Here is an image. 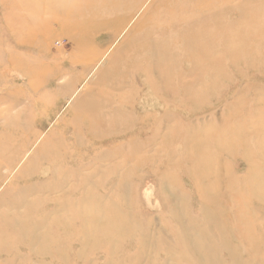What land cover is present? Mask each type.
<instances>
[{
	"label": "rangeland",
	"instance_id": "rangeland-1",
	"mask_svg": "<svg viewBox=\"0 0 264 264\" xmlns=\"http://www.w3.org/2000/svg\"><path fill=\"white\" fill-rule=\"evenodd\" d=\"M114 1L0 0V215L8 222L26 213L22 203L18 209L11 203L24 198L32 204L27 223L47 237L30 246L6 232L0 264H211L210 251L197 252L193 242L182 246L181 235L194 233L201 234L207 250L210 238H222L213 248L216 264H264V183L259 184L264 143L247 126L257 109L264 134V0H225L229 7L219 22L244 24L239 6L248 5L255 15V34L244 39L251 50L229 54L216 42L210 52L218 62L212 68L217 70L216 88L184 106L172 101L174 91H154L132 56L141 52V42L134 41L140 24L147 35L150 28L162 30L171 12L162 9L161 21L151 22L146 19L158 0H125V9L113 7ZM186 2L174 15L179 21L218 10L209 12L211 0L204 7L189 3L186 8ZM182 48L174 46L173 54L184 71L180 79L189 86L195 73L186 72L191 53ZM125 62L130 65L126 69L121 67ZM203 67L199 76L206 80ZM199 88L197 93H203ZM99 104L117 105L123 118L130 119L128 129L122 132L116 125L114 133L104 134L108 113L98 110ZM86 113L101 119L95 129L100 135L93 139ZM233 123L242 127L236 137H230L233 129L228 136L220 132ZM196 135L203 137L201 143L230 137L222 148H211L209 174L212 181L218 177L219 213L211 212L213 203L205 197L203 202L202 184L192 176V163L184 154L181 138ZM239 136H245L246 147L234 141ZM54 156L58 160L47 159ZM59 169L67 173L58 175ZM86 176L88 182L81 185ZM58 177L63 181L56 184ZM86 193L88 199L114 203L126 222L113 228L114 236L92 227L85 232L75 209ZM215 222L216 228H209Z\"/></svg>",
	"mask_w": 264,
	"mask_h": 264
},
{
	"label": "bare ground",
	"instance_id": "bare-ground-1",
	"mask_svg": "<svg viewBox=\"0 0 264 264\" xmlns=\"http://www.w3.org/2000/svg\"><path fill=\"white\" fill-rule=\"evenodd\" d=\"M183 1L186 2V0H158L155 1L154 4L156 5V8L152 10V12L148 15L147 14L143 17H147V21L151 22H160L161 17L160 13L161 10H169L170 18L167 19V25L165 28H162V30L157 31V29L150 28V34L147 35L146 29H142L143 26L140 24L141 29L140 32L134 37V41L138 44L139 41L141 44L138 46V49L141 50V52H134L133 61L139 65L136 66V69H143L142 71L145 72L147 81L152 84L153 90L159 94L163 93H170L171 91L175 92L172 101L180 106H184V101H189L192 104H196L198 101L202 100L209 94H212L214 89V85H216L217 80V70H212L217 68L218 62L216 59H211V53L215 49V43L220 42L223 43L225 46H222V50L226 53L232 54L235 52H238V50H243L245 52H249L250 50L247 48L248 46L244 42V39L254 35L255 30L253 29V20H254V14H251L248 5L246 6H239V12H240V18L244 20V24L231 26L226 25L224 23L219 22L217 19L219 16H221L225 10H228V2H225V0H211L208 4H213L214 6L209 10V12L213 9H218L215 14L213 12H210L208 16L203 17L200 16L199 18L193 19L196 20L193 22V20H190L191 17H186L182 21H179V17L174 18V15L180 11V9L184 10ZM188 2V3H187ZM186 2V8L188 7L189 3H193L195 5H199L201 7L209 6L206 3V0H188ZM113 7L115 8H127L129 7L128 3L125 0H116L111 3ZM115 4V5H114ZM143 4V3H141ZM141 4H138V7H140ZM247 7V9H246ZM138 9V8H137ZM225 9V10H224ZM131 15V14H130ZM128 15L124 21L126 22L128 18L130 17ZM206 15V14H205ZM143 19H140V21ZM176 20V21H173ZM145 21V23H147ZM208 21V25H207ZM218 21V22H217ZM104 27V26H103ZM138 28V26H137ZM257 30V29H256ZM161 33L162 35H158ZM175 34L176 38L171 40L169 38V35ZM210 38V39H208ZM228 38V41H227ZM227 41V43H226ZM180 45V47H183V51L188 53L190 55V70L186 72H193L195 73V79L194 81L188 86L189 83H182L181 77H183L182 70L179 69V66L175 62V56L173 54V48L174 46ZM137 49V50H138ZM237 50V51H236ZM215 51V50H214ZM130 56V57H132ZM129 58V57H128ZM142 61V63L138 62ZM153 60V63H152ZM124 62V61H123ZM130 65H128L126 62L121 64V67L128 68ZM132 66V65H131ZM205 66V67H203ZM203 67L206 70L207 73V79L203 80V76H199V71ZM171 70V71H170ZM150 73V74H149ZM192 73V74H193ZM181 74V75H180ZM150 76L152 78H150ZM179 76V77H178ZM108 78H111L110 76ZM118 79V78H117ZM102 80V79H101ZM131 82H135L134 78H131ZM103 81V80H102ZM118 81V80H117ZM126 80L122 76L119 80V84L121 88H124L123 84H125ZM177 83L178 86L175 84ZM108 84V83H107ZM200 86V90L203 93H197V87ZM214 87V88H213ZM119 90V89H118ZM187 95L188 97H185ZM239 102V101H238ZM240 103V102H239ZM107 106H110L111 103H104ZM113 107V105H112ZM106 107L104 108L103 105L99 104L97 105V109L104 111L108 113L107 121L103 124L106 128V130H103L104 134H110L111 132L114 133L116 130V125L118 126V129L120 131L124 132L128 129V122L127 118H123L124 114L120 112L119 107L117 105L115 107ZM190 109H194V107H190ZM259 112H257V109L255 110V114H253L251 117V114H246V118H250V122L247 123V126L250 128V125L254 129V133L257 136V141H260L264 143V137L262 135L263 128L261 127L260 121H259ZM89 116L92 120V126L89 129V134L92 135V139L95 138L97 135H100L98 131H96V124L100 125V117L98 114H84L83 118H86ZM172 116V115H171ZM167 117V116H165ZM174 117V116H173ZM241 118L239 115H235L234 119ZM264 119V116H263ZM159 126H161V122L159 121ZM104 126H102L104 128ZM229 129H233L232 132H229ZM173 133H176V128L171 129ZM242 131V127H238L236 124L233 123V127L224 126L221 128L220 132L224 135H230V137H236L235 133H240ZM117 132V131H116ZM226 136H219L216 138H208L204 143H201L200 139H203L202 136L196 135L195 137H191L190 139H184L181 138V142L183 143V149L184 154L189 157V161L192 163V169L191 173L194 179L198 182H200L201 185V195L204 202V197L207 201L210 203H213L211 206V212L212 213H219V206L217 202V199L221 197L219 195V184H218V177L215 179V181L210 180L211 175L209 172L211 171L210 164L214 161V157L212 154L214 152H211L212 149H220L224 146V143H228V138ZM189 138V137H187ZM240 139H235V142H240L242 147L245 146V136L242 138V136H239ZM246 147V146H245ZM186 151H190L193 153L192 156H189ZM57 157H47L48 160L54 162L58 160ZM213 171V170H212ZM57 174L65 175L67 171L59 169L56 171ZM86 181L82 182L81 185H84L88 182L89 178L86 176ZM55 181V180H54ZM63 180L62 178H59L55 181L56 184L61 183ZM264 178L259 180V184L263 185ZM60 185H55L57 188ZM52 187H54L52 185ZM62 194H66L65 192H61ZM248 193V192H247ZM238 194V192H237ZM90 193H86L84 197H87L84 203L79 205L78 209L76 210V213H78L81 216V220L83 222V225L85 227V232L87 234L91 231L99 230V233H104L106 237H112L114 236L113 228L121 229L120 227H124L126 222H122L120 215L116 210H114V203H101L98 200L95 199H88ZM11 203H14V209H18L19 203H22L24 205V208L26 209V213L15 215L13 218V221H8L4 217L3 213L0 215V225H3L4 227H8L9 230L5 231L3 226L0 227V251H2V247L4 245L3 241L1 240L2 237L4 238V235L6 232L12 231L13 233H16L14 240H20L28 242L30 246L33 245H40L35 243H45L47 241L45 233H39L36 231L33 224L27 223V219L29 217V209H32V204L28 203L26 199L18 197L15 199H11ZM243 211H245L244 205L240 207ZM251 220V217H250ZM85 222V223H84ZM218 227H220V222H218ZM88 225V228L87 226ZM97 226V227H96ZM92 227V229H90ZM12 228H18V229H12ZM209 228H216V222L212 224V226H209ZM12 229V230H11ZM90 229V230H89ZM89 230V231H88ZM181 235V232H178ZM193 236L187 237L183 234L181 235V243L182 246L189 245V242H193V245L197 252L203 253L205 251L211 252L210 259L211 264H216L217 260L215 257L212 258L213 248L215 243L222 241V238L212 240L210 238L208 242V250L204 247L206 244V241L202 238L201 234H192ZM226 242V241H225ZM222 243V242H220ZM210 245V246H209ZM34 248V247H33ZM47 249V248H46ZM215 249V248H214ZM48 250V249H47ZM218 263V262H217Z\"/></svg>",
	"mask_w": 264,
	"mask_h": 264
}]
</instances>
